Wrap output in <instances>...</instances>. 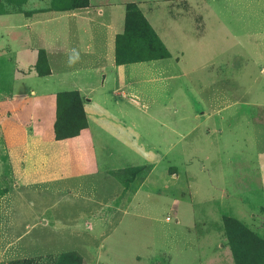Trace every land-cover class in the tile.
Instances as JSON below:
<instances>
[{
	"label": "crops",
	"instance_id": "obj_1",
	"mask_svg": "<svg viewBox=\"0 0 264 264\" xmlns=\"http://www.w3.org/2000/svg\"><path fill=\"white\" fill-rule=\"evenodd\" d=\"M50 1L0 0V65L9 67V91L0 93V143L12 181L4 191L1 227L24 228L15 241L25 257L78 253L91 261L99 258L103 242L110 264L117 258L159 264L162 254L173 255L170 264L180 258L186 264H235L218 220L201 213L166 221L176 190L161 187L153 173L162 149L169 163L177 160L171 149L180 141H220V96L203 102L208 92L198 85L207 81L209 68L220 67L221 52L243 63V79L254 82L264 69V0H86L71 8ZM130 5L166 56L117 62ZM198 67L201 76H195ZM211 77L220 84V72ZM73 92L82 101L86 126L57 140L58 98ZM247 95L237 101L264 108V95L256 89ZM245 126L249 138L252 128L264 124ZM238 141L251 158H234L231 190L241 196L248 185L254 201L259 192L264 209V151ZM146 167L147 178L134 176L128 183L115 174ZM31 193L41 196V206L27 199ZM221 193L230 195L227 188ZM50 195H57L56 202H47ZM189 195L199 197L200 191ZM204 202L197 198L195 204ZM244 206L232 211L252 226ZM261 213L254 217L264 234ZM28 232L34 238L25 243Z\"/></svg>",
	"mask_w": 264,
	"mask_h": 264
},
{
	"label": "rangeland",
	"instance_id": "obj_2",
	"mask_svg": "<svg viewBox=\"0 0 264 264\" xmlns=\"http://www.w3.org/2000/svg\"><path fill=\"white\" fill-rule=\"evenodd\" d=\"M85 1L51 0L50 4L55 8H71L83 5ZM118 52L120 60L128 61H147L166 56L164 48L147 27L140 12L134 5H130L128 8L127 31L118 40ZM230 56L231 53L221 52L220 67L209 68L207 81L202 85H198L202 88L205 95L208 92V97H205L203 102L212 99L213 94V97H215L216 93L220 96L218 101H216L217 103L219 102L220 106V124L218 125L220 141L213 140L208 142L203 138L198 140L196 136L183 142L180 141L176 147L171 149V156L176 155L177 160L169 163H167V152L162 149L160 152L161 162L156 165L158 168L153 173V178L159 182L161 187L174 188L176 190V194L171 197L176 202L173 210L167 213L166 219H171L170 222L180 218L189 220L194 215L195 218H197L196 215L201 216V213L204 216L216 219L220 222V229L225 235V243L231 251L230 254L235 264H264V234L259 230L262 224L261 220L254 217L256 215L259 218L263 214L261 212H264L261 204L262 197L257 192L256 200L254 201V198L249 193L248 185L243 187L241 196L240 194L236 196L231 190L232 183L228 174V171L233 170L234 158L239 157V155H242L243 159H245L244 157L247 160L251 158V153H248L247 148H243V143L238 141L239 139L248 140L247 143L251 142L255 151H264V126L255 130L252 128L249 138L246 136L247 131L244 129L246 127L245 124L250 121L255 122L257 126L264 124V108L249 109L245 103L237 101L240 97L249 99L247 94L252 89H256L258 95H264V78L262 77L264 69L261 68L259 73H255L256 78H252L254 82H248L247 78L243 79V76L248 74L247 69L242 65L243 63H237L241 66L236 65L235 60ZM39 65L40 67L43 65L42 57H40ZM199 67L194 71L195 76H201ZM8 69V65L2 62L0 65V93L2 94H6L9 91ZM216 71L220 72V84L212 83V81L217 79L211 77ZM238 76H241V79ZM75 100V96L70 94H64L60 98V125H66L73 129L79 126L81 112L78 104L72 105ZM211 105L210 101L209 107ZM257 139L258 141L256 142L255 140ZM2 147L0 143V176L2 178L0 181V212L7 205V201L4 200V191L12 184L9 167L6 163V154ZM240 152L243 154H240ZM115 174H121L128 183L134 176H138L141 179L147 178L149 172L147 167L145 171L126 168ZM226 188L229 191V196L221 193V190L223 191ZM193 189L200 191L199 197L189 195V191ZM197 198L205 201L203 206L195 204ZM27 199L38 207L41 206V196L31 193ZM46 200L50 203L56 202L57 195H50ZM243 204L246 206L244 208L245 211L247 209L253 215L254 223L251 222L252 226H249L250 222H243L242 217L239 218L240 215H237V213L240 211H235L236 214L232 211V209L240 208L243 210ZM249 206L254 208V212H251ZM245 220L248 221V219ZM17 228H2L0 217V264H110L109 259H104L105 254L108 255L109 251L107 250L108 245L103 242L97 248L99 258L91 261L84 260L78 253L61 255L53 253L25 257L24 249L19 247L21 245L15 241V237L17 241L19 240L17 237L19 235L16 234V236L15 233L20 231L21 234L24 228ZM48 236L53 237L51 233H48ZM10 238L11 242L9 243L8 239ZM33 238L34 232H28V236L23 241L25 243L30 242ZM211 240L210 238L209 241ZM209 241L207 244H209ZM170 256L173 255L162 254L159 264H170ZM179 256L180 254H178L177 258ZM179 260L180 264L187 263L186 259L180 258ZM132 262V259L129 258H117L115 261L116 264H132Z\"/></svg>",
	"mask_w": 264,
	"mask_h": 264
},
{
	"label": "trees",
	"instance_id": "obj_3",
	"mask_svg": "<svg viewBox=\"0 0 264 264\" xmlns=\"http://www.w3.org/2000/svg\"><path fill=\"white\" fill-rule=\"evenodd\" d=\"M143 21H144V19H143ZM145 24H146V22H145ZM116 58H117V62L119 64H125V63H129V62H134V61H128V60H120L119 59V52H118V50H117ZM66 94H70V95L75 96L76 100L74 102H72V105H76V104L79 105L80 112H81V122H80L79 126L77 128H75V129H73L72 127L66 126V125H60L59 124L60 103H61L60 102V98L64 94L60 95V97L58 98V104H57V119H56V123H55V137H56L57 140L65 139V138H70V137L76 136L86 126V120H85L84 113H83V109H82V101H81L79 95L77 93H75V92H73V93H66Z\"/></svg>",
	"mask_w": 264,
	"mask_h": 264
},
{
	"label": "built area",
	"instance_id": "obj_4",
	"mask_svg": "<svg viewBox=\"0 0 264 264\" xmlns=\"http://www.w3.org/2000/svg\"><path fill=\"white\" fill-rule=\"evenodd\" d=\"M166 220H169V218H168V219H166Z\"/></svg>",
	"mask_w": 264,
	"mask_h": 264
}]
</instances>
